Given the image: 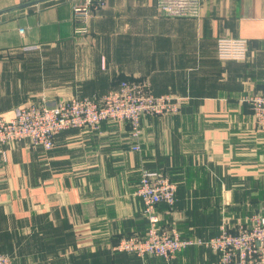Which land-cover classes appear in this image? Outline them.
Returning a JSON list of instances; mask_svg holds the SVG:
<instances>
[{
	"label": "crops",
	"instance_id": "1",
	"mask_svg": "<svg viewBox=\"0 0 264 264\" xmlns=\"http://www.w3.org/2000/svg\"><path fill=\"white\" fill-rule=\"evenodd\" d=\"M33 1L0 0V113L143 76L155 93L185 99L176 114L147 116L139 139L129 123L105 120L61 131L50 149L0 145V251L15 250L16 264H219L199 244L171 260L112 247L149 226L135 193L143 170L176 184L175 203L157 213L183 238L264 215V128L243 99L264 92V0L191 2L182 15L168 14L167 0H107L85 34L75 32L80 0L18 7ZM220 37L247 39V57L221 60Z\"/></svg>",
	"mask_w": 264,
	"mask_h": 264
},
{
	"label": "built area",
	"instance_id": "2",
	"mask_svg": "<svg viewBox=\"0 0 264 264\" xmlns=\"http://www.w3.org/2000/svg\"><path fill=\"white\" fill-rule=\"evenodd\" d=\"M191 2L201 5L204 0H167L164 9L168 14L182 15ZM105 5L106 0H80L74 5L75 32L87 33L89 19ZM247 51L248 40L245 38L217 39V55L222 60H244ZM144 83L150 85L147 80L125 78L100 96L74 95L53 103L40 98L18 106L12 115L0 113V145L26 139L33 145L50 149L61 131L98 129L105 120L128 122L132 136L139 139L143 115L178 113L185 99L173 93L155 96L144 90ZM243 99L253 108L255 124L264 128V92L248 93ZM139 148L138 143L133 145V149ZM176 189L166 172L143 170L135 193L143 202L149 226L144 235L121 237L114 250L171 260L186 247L199 244L218 252L220 264H264V215L252 214L232 227L222 225L220 233L208 239L183 238L176 226L162 225L157 213L159 203L169 206L175 203ZM0 264H14V261L0 255Z\"/></svg>",
	"mask_w": 264,
	"mask_h": 264
},
{
	"label": "rangeland",
	"instance_id": "3",
	"mask_svg": "<svg viewBox=\"0 0 264 264\" xmlns=\"http://www.w3.org/2000/svg\"><path fill=\"white\" fill-rule=\"evenodd\" d=\"M106 3H107V0H106ZM222 60V59H221ZM142 78H144V82H146V77L145 76H143ZM123 79V78H122ZM125 79V78H124ZM136 79V78H135ZM139 80H141V79H139ZM148 81V80H147ZM144 90L146 91V92H149V93H152V94H154L155 96H159V95H161V94H164V93H160V94H157V93H155L154 92V89H153V86L150 84V85H148V84H146V83H144ZM31 101H36V100H30V101H27V102H25V103H28V102H31ZM171 114H176V113H165V114H160V115H155V114H148V115H143L141 118H140V127H141V134L139 135L140 137L139 138H141V136H142V122H143V120L147 117V116H167V115H171ZM128 123V122H127ZM177 190V189H176ZM162 224V223H161ZM148 228V227H147ZM28 230V229H27ZM147 230V229H146ZM29 231V230H28ZM30 232V231H29ZM146 232V231H145ZM144 232V233H145ZM144 233L143 234H138V235H144ZM128 235H131V234H128ZM128 235H125V236H128ZM123 237V236H122ZM119 240H120V238H119ZM118 240V241H119ZM115 244H117V242L115 243ZM115 244L113 245V249H114V246H115ZM122 252H126V251H122ZM132 253V252H131ZM0 255H5V256H8V257H10L13 261H14V264H16L15 262H16V251L14 250V251H10V250H4V251H0ZM137 255V254H136ZM177 255V254H176ZM138 256V255H137ZM176 257V256H175ZM174 257V258H175ZM173 259V258H172ZM219 264H220V261H219Z\"/></svg>",
	"mask_w": 264,
	"mask_h": 264
},
{
	"label": "water",
	"instance_id": "4",
	"mask_svg": "<svg viewBox=\"0 0 264 264\" xmlns=\"http://www.w3.org/2000/svg\"><path fill=\"white\" fill-rule=\"evenodd\" d=\"M40 1H44V0H36V1L30 2V3L19 5L18 7H24V6H27V5H30V4L38 3ZM0 12H2V11H0Z\"/></svg>",
	"mask_w": 264,
	"mask_h": 264
},
{
	"label": "trees",
	"instance_id": "5",
	"mask_svg": "<svg viewBox=\"0 0 264 264\" xmlns=\"http://www.w3.org/2000/svg\"><path fill=\"white\" fill-rule=\"evenodd\" d=\"M114 87V86H113ZM119 239V238H118Z\"/></svg>",
	"mask_w": 264,
	"mask_h": 264
}]
</instances>
